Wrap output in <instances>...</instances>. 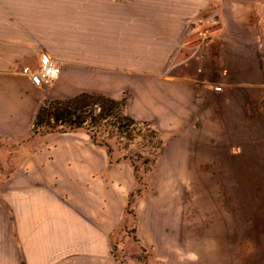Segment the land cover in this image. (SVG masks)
<instances>
[{
	"label": "crops",
	"instance_id": "obj_1",
	"mask_svg": "<svg viewBox=\"0 0 264 264\" xmlns=\"http://www.w3.org/2000/svg\"><path fill=\"white\" fill-rule=\"evenodd\" d=\"M43 52L59 68L53 96H127L123 113L187 164L199 126L255 123L264 0H0V134L17 150L0 158V264H118L111 231L133 170L83 128L29 134L39 105L20 70Z\"/></svg>",
	"mask_w": 264,
	"mask_h": 264
},
{
	"label": "rangeland",
	"instance_id": "obj_2",
	"mask_svg": "<svg viewBox=\"0 0 264 264\" xmlns=\"http://www.w3.org/2000/svg\"><path fill=\"white\" fill-rule=\"evenodd\" d=\"M86 93L87 105L77 112L89 116L88 126L80 128L94 135L112 161L124 159L133 170L123 213L111 231L110 253L118 264H264V99L255 123L241 133L229 125L199 126V139L188 142L193 156L183 164L165 156V134L150 121L123 113L127 96L101 109V93ZM79 94L56 97L50 87L31 88L37 111ZM37 111L30 135L47 128L34 126ZM51 125L55 132L73 130L63 122ZM14 140L0 134V158L17 153L7 148L15 147Z\"/></svg>",
	"mask_w": 264,
	"mask_h": 264
},
{
	"label": "trees",
	"instance_id": "obj_3",
	"mask_svg": "<svg viewBox=\"0 0 264 264\" xmlns=\"http://www.w3.org/2000/svg\"><path fill=\"white\" fill-rule=\"evenodd\" d=\"M97 97L99 99L101 109L108 104H118V100L109 98L103 94H99ZM88 98H90V94L83 92L72 98H66L63 101L53 100L47 105H42L35 115L34 126H38L39 124L47 125V128L42 130V132L55 131V127L54 125H51V121L54 123H66L70 129L88 126L87 121L89 116H84L83 114L77 112L79 108L87 105L86 100ZM97 116L100 118L106 117L103 112L98 113ZM125 117L129 121H133L131 118L127 116ZM91 138L95 141L93 134H91Z\"/></svg>",
	"mask_w": 264,
	"mask_h": 264
},
{
	"label": "built area",
	"instance_id": "obj_4",
	"mask_svg": "<svg viewBox=\"0 0 264 264\" xmlns=\"http://www.w3.org/2000/svg\"><path fill=\"white\" fill-rule=\"evenodd\" d=\"M210 39V36L206 32L201 33V41L193 49V54L197 53L198 47L202 46ZM20 73L26 76L31 84L36 88L48 87L59 74V68L55 64L54 60L48 53H41L38 62L35 66H24L21 68ZM215 90H220L221 87L214 86Z\"/></svg>",
	"mask_w": 264,
	"mask_h": 264
}]
</instances>
